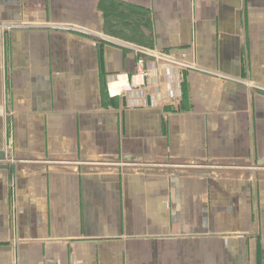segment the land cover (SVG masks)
<instances>
[{
    "label": "crops",
    "instance_id": "crops-1",
    "mask_svg": "<svg viewBox=\"0 0 264 264\" xmlns=\"http://www.w3.org/2000/svg\"><path fill=\"white\" fill-rule=\"evenodd\" d=\"M252 85L264 0H0V264H264Z\"/></svg>",
    "mask_w": 264,
    "mask_h": 264
},
{
    "label": "built area",
    "instance_id": "built-area-1",
    "mask_svg": "<svg viewBox=\"0 0 264 264\" xmlns=\"http://www.w3.org/2000/svg\"><path fill=\"white\" fill-rule=\"evenodd\" d=\"M2 28H6V29H12L15 27H20V25H15V24H1ZM52 28H66V29H70V27L67 26H62V25H51ZM104 39H106L109 42H113L116 43L118 45H124L126 48L131 49L132 51H134V53L138 56L137 58V64H136V72L131 76V81L123 86H120L119 90H112V85L114 84L113 82L108 84V90H109V94L111 96H114L117 94H122V93H126L132 90V88L135 87V79L138 76H146L148 74V70L145 67V63L146 60L149 58H153L156 61H164V62H170L176 66H178L179 68L182 69H193V70H199V68H197V66L191 62H188L186 60V54L183 53L181 54V56L179 57H171L168 56L167 54L161 52V51H154V50H149L148 48H144V47H140V46H135L132 44H124L121 43L118 40H114L112 38H106L104 36H101ZM255 88L264 91V88L261 86H255L252 85Z\"/></svg>",
    "mask_w": 264,
    "mask_h": 264
},
{
    "label": "water",
    "instance_id": "water-1",
    "mask_svg": "<svg viewBox=\"0 0 264 264\" xmlns=\"http://www.w3.org/2000/svg\"><path fill=\"white\" fill-rule=\"evenodd\" d=\"M2 159V154H0V160Z\"/></svg>",
    "mask_w": 264,
    "mask_h": 264
}]
</instances>
